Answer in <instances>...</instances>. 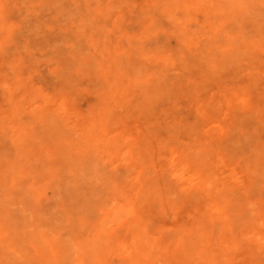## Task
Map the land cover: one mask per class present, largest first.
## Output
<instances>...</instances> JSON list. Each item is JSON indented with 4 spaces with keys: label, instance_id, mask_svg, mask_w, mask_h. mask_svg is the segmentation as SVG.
Listing matches in <instances>:
<instances>
[{
    "label": "rangeland",
    "instance_id": "obj_1",
    "mask_svg": "<svg viewBox=\"0 0 264 264\" xmlns=\"http://www.w3.org/2000/svg\"><path fill=\"white\" fill-rule=\"evenodd\" d=\"M0 264H264V0H0Z\"/></svg>",
    "mask_w": 264,
    "mask_h": 264
}]
</instances>
